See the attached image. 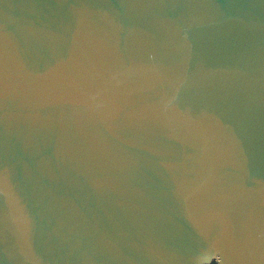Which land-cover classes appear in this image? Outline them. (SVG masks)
Masks as SVG:
<instances>
[{"label": "water", "instance_id": "95a60500", "mask_svg": "<svg viewBox=\"0 0 264 264\" xmlns=\"http://www.w3.org/2000/svg\"><path fill=\"white\" fill-rule=\"evenodd\" d=\"M264 264V0H0V264Z\"/></svg>", "mask_w": 264, "mask_h": 264}, {"label": "trees", "instance_id": "16d2710c", "mask_svg": "<svg viewBox=\"0 0 264 264\" xmlns=\"http://www.w3.org/2000/svg\"><path fill=\"white\" fill-rule=\"evenodd\" d=\"M210 264H216V263L212 262V263H210Z\"/></svg>", "mask_w": 264, "mask_h": 264}]
</instances>
